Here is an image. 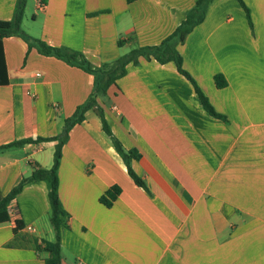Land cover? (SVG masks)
Masks as SVG:
<instances>
[{
  "label": "crops",
  "instance_id": "1",
  "mask_svg": "<svg viewBox=\"0 0 264 264\" xmlns=\"http://www.w3.org/2000/svg\"><path fill=\"white\" fill-rule=\"evenodd\" d=\"M19 1L0 0V20H12ZM25 1L24 33L101 67L160 45L198 0ZM244 1L251 22L238 0H213L177 48L227 122L206 112L174 63L154 59L130 64L98 97L115 136L140 155L131 167L147 189L129 176L95 110L73 128L59 169L62 264H264V0ZM4 50L0 148L34 142L0 149V202L53 167L56 142L37 139L60 135L95 82L21 37L5 39ZM114 186L121 194L108 208L100 199ZM10 206L16 220L0 225V264H46L56 243L49 185L27 184Z\"/></svg>",
  "mask_w": 264,
  "mask_h": 264
},
{
  "label": "trees",
  "instance_id": "2",
  "mask_svg": "<svg viewBox=\"0 0 264 264\" xmlns=\"http://www.w3.org/2000/svg\"><path fill=\"white\" fill-rule=\"evenodd\" d=\"M136 0H128L132 3ZM213 0H198L193 9L189 11L185 20L179 25L176 31L165 39L160 45L140 47L131 50L128 54L120 57L112 63L104 64L101 67H95L87 57L80 52L72 51L65 47H54L48 43L33 38L22 30V23L25 17L26 1H19L15 16L12 20H0V86H7L10 84L9 73L7 69L4 40L11 37L23 38L29 46V49H37L40 54L48 57H55L63 60L67 64L81 68L85 72L94 76V90L86 103L79 106L75 114L66 119L65 126L60 135L53 138H38V142H56L54 164L51 169L40 168L36 170L29 178H24L21 183L15 187L1 202H0V225L11 222L9 216L10 204L23 191V188L36 181H44L49 185V200L51 203L52 215L51 222L56 233V243L52 249V256L46 260V264H62V227L64 224L65 210L60 200L59 189V169L63 158V147L68 142L70 133L76 125L82 124L86 119V113L90 110H95L103 124L105 134L111 139L115 149L123 159L129 176L133 181L144 189H147L145 181L140 178L132 169L131 161L133 159L139 160L140 155L136 151H128L122 142L115 136L113 130L107 121L103 108L98 103V97L107 93L109 88L117 83L118 80L127 74V68L130 64L138 65L140 58L154 59L159 64L165 65L174 63L178 72L183 75L193 85L195 92L206 112L217 119L227 122V118L215 110L209 98L205 95L203 90L198 85L197 81L184 68L183 57L178 51V46L183 45L187 37L193 30L205 21L207 10ZM242 8L246 11L249 21L251 22V12L244 0H238ZM122 44V42H120ZM216 85L219 89L227 86V81L222 75L215 77ZM33 139H26L11 143L0 149L24 146L25 144L33 143ZM121 194V188L114 186L109 189L104 196L101 197L100 202L106 207L110 208ZM23 229V224L16 221V231Z\"/></svg>",
  "mask_w": 264,
  "mask_h": 264
},
{
  "label": "built area",
  "instance_id": "3",
  "mask_svg": "<svg viewBox=\"0 0 264 264\" xmlns=\"http://www.w3.org/2000/svg\"><path fill=\"white\" fill-rule=\"evenodd\" d=\"M38 76H40V75L38 74ZM9 216H10L11 220H14V221L16 220V210L11 206L9 208ZM78 264H81V263H78Z\"/></svg>",
  "mask_w": 264,
  "mask_h": 264
},
{
  "label": "rangeland",
  "instance_id": "4",
  "mask_svg": "<svg viewBox=\"0 0 264 264\" xmlns=\"http://www.w3.org/2000/svg\"><path fill=\"white\" fill-rule=\"evenodd\" d=\"M26 30H28V27H26Z\"/></svg>",
  "mask_w": 264,
  "mask_h": 264
}]
</instances>
